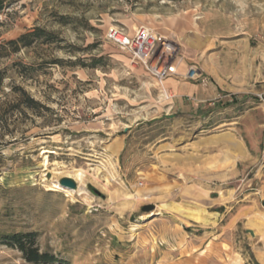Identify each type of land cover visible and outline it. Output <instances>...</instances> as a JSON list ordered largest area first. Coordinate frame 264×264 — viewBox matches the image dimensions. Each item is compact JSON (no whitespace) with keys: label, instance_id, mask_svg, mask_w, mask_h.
<instances>
[{"label":"rangeland","instance_id":"1","mask_svg":"<svg viewBox=\"0 0 264 264\" xmlns=\"http://www.w3.org/2000/svg\"><path fill=\"white\" fill-rule=\"evenodd\" d=\"M3 4L0 264H35L13 232L55 258L37 264H264V0ZM110 27L165 36L176 74Z\"/></svg>","mask_w":264,"mask_h":264},{"label":"built area","instance_id":"2","mask_svg":"<svg viewBox=\"0 0 264 264\" xmlns=\"http://www.w3.org/2000/svg\"><path fill=\"white\" fill-rule=\"evenodd\" d=\"M106 39L127 52L132 64L142 63L156 80L162 81L176 74L177 64L173 51L169 48L170 42L165 36L143 27L135 29L132 34L110 27L106 32ZM189 69L192 70L189 78L199 76L193 66Z\"/></svg>","mask_w":264,"mask_h":264},{"label":"trees","instance_id":"3","mask_svg":"<svg viewBox=\"0 0 264 264\" xmlns=\"http://www.w3.org/2000/svg\"><path fill=\"white\" fill-rule=\"evenodd\" d=\"M3 3L4 0H0V10L3 8L4 5ZM34 35H35L34 33H30V32L24 33L21 36H19L16 40L8 41V44L15 45L21 43V45L27 46L31 43L33 39L31 36ZM17 47L18 46H16V48ZM27 99H28L27 105L28 107H31L30 103L33 102V100L30 98ZM35 236L36 235L34 232H13L2 236L3 237L2 241L7 243V245L10 246L11 248L18 250L21 253L22 257L29 263L37 264V263H48L54 261L55 259L54 256H52L47 252L40 251L36 243Z\"/></svg>","mask_w":264,"mask_h":264},{"label":"water","instance_id":"4","mask_svg":"<svg viewBox=\"0 0 264 264\" xmlns=\"http://www.w3.org/2000/svg\"><path fill=\"white\" fill-rule=\"evenodd\" d=\"M59 185L62 186V187L71 189V190H73L76 187L75 181L73 179H71V178H68V177L61 178L59 180ZM262 204L264 205V201L262 202ZM152 209H153V205H151V204L143 205L141 207V210L142 211H146V212L150 211Z\"/></svg>","mask_w":264,"mask_h":264},{"label":"bare ground","instance_id":"5","mask_svg":"<svg viewBox=\"0 0 264 264\" xmlns=\"http://www.w3.org/2000/svg\"><path fill=\"white\" fill-rule=\"evenodd\" d=\"M75 173H76V174H75L76 179H80V178L82 177V172H80V170L77 171V172H75ZM80 180H81V179H80ZM54 187L62 188V186H60L59 184H55ZM69 190H70V192H73V190H71V189H69ZM90 198H91V197H90Z\"/></svg>","mask_w":264,"mask_h":264},{"label":"crops","instance_id":"6","mask_svg":"<svg viewBox=\"0 0 264 264\" xmlns=\"http://www.w3.org/2000/svg\"><path fill=\"white\" fill-rule=\"evenodd\" d=\"M170 83V82H169Z\"/></svg>","mask_w":264,"mask_h":264}]
</instances>
